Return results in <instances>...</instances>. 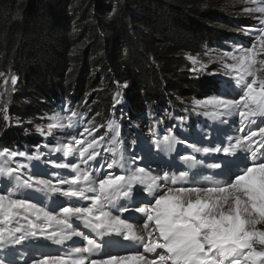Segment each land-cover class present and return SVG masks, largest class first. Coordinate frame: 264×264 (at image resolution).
Listing matches in <instances>:
<instances>
[{
    "label": "snow or ice",
    "instance_id": "1",
    "mask_svg": "<svg viewBox=\"0 0 264 264\" xmlns=\"http://www.w3.org/2000/svg\"><path fill=\"white\" fill-rule=\"evenodd\" d=\"M252 2L258 6L244 11L261 14L259 34L251 46L223 53L226 79L212 95L193 101V111L220 125H234L238 115L241 131L264 122V0ZM188 59L198 63L194 56ZM17 81L11 76L13 85ZM78 119L71 111L66 124L51 127L76 130ZM108 129L114 134L111 147L103 148L111 154L106 169L103 162L95 166L105 137L78 138L75 145L57 139L50 153L73 158L78 152L79 160L57 162L50 156L43 171L36 166L30 173L24 171L29 165L13 162L18 157L40 161L39 154L0 150V264H264V127L242 139L209 140L204 133L192 143L170 128L153 135L155 152L143 156H125L120 125L111 121ZM84 133L91 135L87 128ZM179 144L191 151L180 155ZM149 155L151 163L167 156L166 168L185 170L160 175L159 164L157 174L151 163L137 166ZM206 169L209 175L202 174ZM81 241L83 247L73 246ZM53 245L56 253L41 250ZM119 248L126 254L114 253Z\"/></svg>",
    "mask_w": 264,
    "mask_h": 264
},
{
    "label": "trees",
    "instance_id": "2",
    "mask_svg": "<svg viewBox=\"0 0 264 264\" xmlns=\"http://www.w3.org/2000/svg\"><path fill=\"white\" fill-rule=\"evenodd\" d=\"M202 7V0H0V73L12 72L29 102L12 114L35 117L68 104L78 121L100 128L97 137L118 123L125 145L136 133L147 145L156 129L175 132L181 118L197 124L187 102L217 84L195 78L186 55L243 37L222 22L211 26L218 16ZM20 136L0 138V150L20 147Z\"/></svg>",
    "mask_w": 264,
    "mask_h": 264
},
{
    "label": "rangeland",
    "instance_id": "3",
    "mask_svg": "<svg viewBox=\"0 0 264 264\" xmlns=\"http://www.w3.org/2000/svg\"><path fill=\"white\" fill-rule=\"evenodd\" d=\"M203 7L202 10L204 12H210V14L217 15V22L213 21L210 23L211 26H217L214 24H220L227 29L238 30L243 37L240 41L237 42H223L221 46L210 49L207 52L196 54V55H186L187 59L189 56H194L197 58L198 63H193L192 60L188 59L191 65L190 72H192L193 76L198 79L204 80L207 82H215L219 84L221 81L226 79L224 75L223 63L220 60V57L223 56L224 52L232 51V49L238 45L243 46H251L253 41L255 40V36L258 35V17L261 15L256 12H246L245 8H254L258 6V4L253 3L252 0H202ZM220 18V19H219ZM227 20V21H226ZM226 22H231L230 25ZM231 62V61H229ZM11 76H13L12 72H8L7 74H3L0 76V138L9 137L11 139L17 138V135L21 134L20 137L23 138V142H20L21 146L16 147L17 145L13 143L11 145L10 150H19L24 151V145H29V150L26 152L29 156L33 154H39L41 156V161L44 164L45 161L51 156H55L54 159H57V162H72L75 163L79 160L78 152L73 158H64L63 153L52 154L50 153V149L55 146L57 139L60 140L61 144L72 143L75 145V139H84L87 141H91L98 136V131L100 128H96V126L87 125L86 122L78 121L76 130H67V132L60 130L57 127H51V125H56L58 121H63L65 124L67 123V116L70 115V111L67 108V105L62 106L60 108H54L50 112H45V114H37L33 117V112L29 111V113H25V116H14L12 112L14 109H20L22 111L23 107L29 105L27 99H24L22 91H20V86L18 83L13 85L11 83ZM5 80L7 81L5 83ZM205 96H195L191 97L187 102V106L189 109L193 111V101L195 99H203ZM21 98V99H20ZM125 95L119 93L117 100L124 101ZM238 98V97H237ZM15 99H20V102ZM14 102H18L14 105ZM132 110V108H130ZM195 115L202 118V122L213 125L215 128H218L219 132L222 134L221 139H226V136H234L236 138H241L243 136L249 135L251 132H257L260 127H264V122H260L255 126L247 125L244 130L241 131L239 124L238 115L235 117V124H229L227 126L220 125L218 122L211 120L208 117L203 115H198L197 112L193 111ZM172 114V113H171ZM178 120V119H177ZM176 120V121H177ZM91 127V128H90ZM87 128L91 135L88 133H84L83 136L80 133L84 132V129ZM40 129V131H38ZM95 129V131H92ZM166 128L161 129V135L163 136L167 131ZM19 133V134H18ZM155 132L153 133V135ZM254 139L257 141L260 139L259 135H257ZM21 139H19L20 141ZM28 140H32L29 142ZM28 141V143H27ZM12 142V140H11ZM234 142V141H233ZM32 144V145H31ZM215 146V144H212ZM2 147H9V145H3ZM31 147V148H30ZM2 150V149H1ZM222 154V153H221ZM36 161V160H32ZM31 161V162H32ZM29 160L27 157L17 158L16 161L13 162L12 166L15 164H27L29 165ZM32 164H34L32 162ZM178 164V163H176ZM140 164L137 162V166ZM50 166V165H49ZM48 166L50 171H56L51 169ZM161 171L158 173L160 175L163 174V170L169 171H183L185 170L183 167H172L166 168V165H160ZM140 167H143L141 165ZM153 174H157L156 168L157 165H151ZM29 169V167L27 168ZM25 169L24 171H27ZM67 173L69 176L74 174L71 173L70 170H62ZM139 215V214H137ZM143 221V220H142ZM140 221V222H142ZM80 245V244H78ZM23 250H18L17 255L20 254ZM42 251L56 253L57 248H50L48 250L43 249ZM61 252L64 249H60ZM120 254H126L125 251L120 252ZM3 255V253H0Z\"/></svg>",
    "mask_w": 264,
    "mask_h": 264
},
{
    "label": "bare ground",
    "instance_id": "4",
    "mask_svg": "<svg viewBox=\"0 0 264 264\" xmlns=\"http://www.w3.org/2000/svg\"><path fill=\"white\" fill-rule=\"evenodd\" d=\"M125 215H128V214H125ZM132 215H137V214L136 213H133ZM130 222H133V221H130ZM142 223L143 222H140L141 225H142ZM80 230H83L82 226H81V229ZM78 244H80V245H78ZM73 246H75V247H83V242L81 241L80 243H76ZM113 251H114V253H117L118 252L120 254V252L123 253L124 249L123 248H119V249H115Z\"/></svg>",
    "mask_w": 264,
    "mask_h": 264
}]
</instances>
